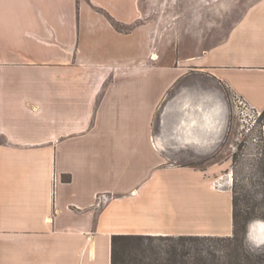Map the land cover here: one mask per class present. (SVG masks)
<instances>
[{"label": "crops", "instance_id": "crops-1", "mask_svg": "<svg viewBox=\"0 0 264 264\" xmlns=\"http://www.w3.org/2000/svg\"><path fill=\"white\" fill-rule=\"evenodd\" d=\"M75 4L0 0V264H110L113 235H229L231 194L181 178L154 144L171 84L151 102L147 70L164 69H84ZM246 13L189 61L261 112L264 0Z\"/></svg>", "mask_w": 264, "mask_h": 264}, {"label": "rangeland", "instance_id": "rangeland-1", "mask_svg": "<svg viewBox=\"0 0 264 264\" xmlns=\"http://www.w3.org/2000/svg\"><path fill=\"white\" fill-rule=\"evenodd\" d=\"M261 1L76 0V35L69 30V41H77L75 61L84 69H164L163 79L148 70L147 79L148 85L157 80L149 86L151 102L158 99L163 85L171 84L152 121L153 135L162 133L176 146L168 152V164L180 170L181 178L194 171L213 190L228 191L232 201L234 198L239 222L235 239L233 221L229 235H195L217 237L203 241L201 248L203 254L209 249L221 262L234 249L243 257L264 255V229H256L259 234L254 236L248 231L254 222H264V119L257 111L239 105L228 89L197 72L199 68L189 58L203 55L224 40L239 22L257 20V15L246 11ZM141 79L132 77V83L138 85ZM204 94L210 95L208 103ZM209 109L222 122L219 135L212 130L205 138L207 133L199 126L201 130L195 129V133L200 140H208L207 147L182 148L184 144H180L177 148L174 137L184 140L188 132L181 121L190 114L189 119L201 123L203 112ZM228 236L231 240L225 239Z\"/></svg>", "mask_w": 264, "mask_h": 264}, {"label": "trees", "instance_id": "trees-1", "mask_svg": "<svg viewBox=\"0 0 264 264\" xmlns=\"http://www.w3.org/2000/svg\"><path fill=\"white\" fill-rule=\"evenodd\" d=\"M264 119V111L261 112ZM233 236L236 238L238 221L234 215L233 198ZM221 239V238H219ZM231 240V237H226ZM205 240H217L215 236L195 235H113L111 237L110 264H264V255H239L230 250L228 260L221 262L209 249L201 248ZM209 255V257H208Z\"/></svg>", "mask_w": 264, "mask_h": 264}, {"label": "water", "instance_id": "water-1", "mask_svg": "<svg viewBox=\"0 0 264 264\" xmlns=\"http://www.w3.org/2000/svg\"><path fill=\"white\" fill-rule=\"evenodd\" d=\"M175 98V97H173ZM203 100L207 103L210 101V95H205L203 96ZM209 107H211L209 105ZM190 115V114H189ZM189 115H187V120L186 119H183L181 121V124L185 125L188 127V132H187V135H186V138L184 140H182L179 136H175L174 139H175V142L178 144V147L177 148H185V145H193L195 148H202V147H207V144H208V140H206V136H209L208 132L212 131L214 132V134L219 135L218 133L221 132V128L223 127L221 124L222 122L220 120H218V116L215 117V119L213 118V114H212V111L211 109H209L208 111H204L203 112V122H199L196 120V119H192L190 118L189 119ZM162 123V122H161ZM224 123V122H223ZM203 128V131L207 134H204L205 135V140L202 141L200 140V137L195 133V129H200V127ZM172 139V138H171ZM153 140H154V144L156 145V147L163 152V154L166 156V157H169V150H173L174 148H176V146H174L172 143H169L166 135L160 133V134H156V135H153ZM180 144H184V145H181V147H179ZM263 225L264 226V222L262 221H256L254 222L250 228L248 229L249 231V235L250 236H254V235H257L259 234V231H257V226L260 227V225ZM256 227V228H254ZM262 244L264 243V238L261 240Z\"/></svg>", "mask_w": 264, "mask_h": 264}, {"label": "built area", "instance_id": "built-area-1", "mask_svg": "<svg viewBox=\"0 0 264 264\" xmlns=\"http://www.w3.org/2000/svg\"><path fill=\"white\" fill-rule=\"evenodd\" d=\"M235 101L239 104V105H241V106H243V107H249L245 102H244V100L243 99H241V98H239V97H235ZM250 108V107H249ZM253 110V109H252ZM258 112V111H257ZM258 115H261V112H258ZM263 137H264V132H263ZM220 180V179H219Z\"/></svg>", "mask_w": 264, "mask_h": 264}, {"label": "bare ground", "instance_id": "bare-ground-1", "mask_svg": "<svg viewBox=\"0 0 264 264\" xmlns=\"http://www.w3.org/2000/svg\"><path fill=\"white\" fill-rule=\"evenodd\" d=\"M259 230H263L264 229V226L261 224L260 225V227L258 228ZM264 238V236L261 238V239H263Z\"/></svg>", "mask_w": 264, "mask_h": 264}, {"label": "flooded vegetation", "instance_id": "flooded-vegetation-1", "mask_svg": "<svg viewBox=\"0 0 264 264\" xmlns=\"http://www.w3.org/2000/svg\"><path fill=\"white\" fill-rule=\"evenodd\" d=\"M259 227L257 226V229H258Z\"/></svg>", "mask_w": 264, "mask_h": 264}]
</instances>
